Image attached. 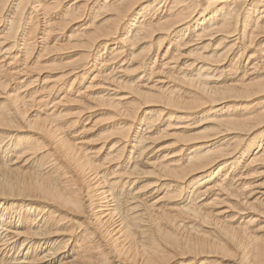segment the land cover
Wrapping results in <instances>:
<instances>
[{"label": "bare ground", "instance_id": "obj_1", "mask_svg": "<svg viewBox=\"0 0 264 264\" xmlns=\"http://www.w3.org/2000/svg\"><path fill=\"white\" fill-rule=\"evenodd\" d=\"M0 264H264V0H0Z\"/></svg>", "mask_w": 264, "mask_h": 264}]
</instances>
